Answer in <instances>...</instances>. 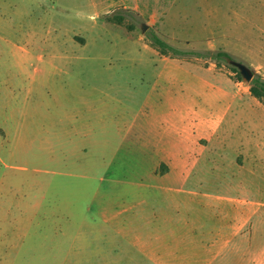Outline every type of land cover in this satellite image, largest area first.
Masks as SVG:
<instances>
[{"label":"rangeland","instance_id":"374dc122","mask_svg":"<svg viewBox=\"0 0 264 264\" xmlns=\"http://www.w3.org/2000/svg\"><path fill=\"white\" fill-rule=\"evenodd\" d=\"M1 1L5 12L3 3L12 2V52L2 49L1 60L12 62V76L32 78V90L22 94L19 78L12 116L7 105L0 108L13 144L12 158H0L2 188L18 192L6 190L0 199L34 203L41 188L97 186L111 192L113 203L161 206L162 221L176 215L191 223L187 242L184 227L174 228L181 235L177 257H169L172 235L161 221V258L140 264H264L263 177L245 180L230 169L212 175L213 194L188 193L177 175L159 177L168 166L154 158L189 122L185 99L204 104L213 74L241 82V89L248 83L226 60L164 55L148 38L155 32L181 50L225 51L264 77V0ZM79 122L86 136L75 131ZM90 138L110 141V158H77L72 148ZM200 180L187 185L197 188ZM3 218L0 210V264H12L11 227Z\"/></svg>","mask_w":264,"mask_h":264},{"label":"crops","instance_id":"0c3cea01","mask_svg":"<svg viewBox=\"0 0 264 264\" xmlns=\"http://www.w3.org/2000/svg\"><path fill=\"white\" fill-rule=\"evenodd\" d=\"M4 4L9 6V11H2L0 0V108L7 105L12 116V96L17 91L14 82L20 78L18 89L26 95L32 90V78L24 74L12 76V62L1 60L2 49L12 52V2ZM213 75L217 81L208 82L202 94L204 104L190 105L185 99L183 108L189 122L174 130V137L179 139L154 155L168 166V171L159 177L177 175L188 193L213 194L208 191L213 185L212 175L219 176V172L230 169L244 173L245 180L264 178V104L251 95L249 85L241 89V82L225 81ZM18 125L21 127V122ZM8 128L6 121L0 122V158H12ZM84 129L77 123L75 131L81 136L85 135ZM42 147L45 152L50 148L48 142ZM72 151L82 160L110 158L111 142L90 138L87 144L74 146ZM227 158L229 166H226ZM80 177L86 178V173ZM192 178L206 181L200 180L198 187L193 188L187 185ZM1 180L0 175V194L7 190L2 188L5 181ZM248 185V192L253 193ZM7 191L10 195L18 194L12 188ZM0 210L4 213L3 221L11 227L12 264H140L139 258L159 259L162 255L160 224L165 220L161 211L165 210L134 202L113 203L111 192L97 186L41 188L38 202L6 205L0 199ZM186 219L173 215L162 221L163 227L169 224L172 235V245L167 248L169 257H177L175 244L181 234L175 227L176 230L178 225L184 227L185 242L192 237L193 231L188 228L191 223ZM190 253L186 250L184 257L188 258Z\"/></svg>","mask_w":264,"mask_h":264},{"label":"trees","instance_id":"16d2710c","mask_svg":"<svg viewBox=\"0 0 264 264\" xmlns=\"http://www.w3.org/2000/svg\"><path fill=\"white\" fill-rule=\"evenodd\" d=\"M148 38L151 41L152 45L161 54H164V55L170 54L172 56H183V55L191 54L199 58L210 59L214 61L215 63H218L219 61H225V60L228 61L229 59H232L229 53L222 51V50H218V51L207 50L205 52L181 50L169 44L165 40H163L155 32H151L148 35ZM230 68L233 72H235L238 75V78L242 80V76L240 75L238 69L231 65H230ZM251 71H252V79L248 83L249 91L252 96H254L256 99H258L260 102L264 104V77H262L258 73L253 72V70Z\"/></svg>","mask_w":264,"mask_h":264},{"label":"water","instance_id":"95a60500","mask_svg":"<svg viewBox=\"0 0 264 264\" xmlns=\"http://www.w3.org/2000/svg\"><path fill=\"white\" fill-rule=\"evenodd\" d=\"M146 27L147 26L145 24H143L142 30L144 31L146 29ZM227 62L231 66H234L235 68L238 69L240 75L242 76V78L245 82H247V83L250 82V80L252 79V71L246 64H244L241 61L235 60L233 58L229 59Z\"/></svg>","mask_w":264,"mask_h":264}]
</instances>
